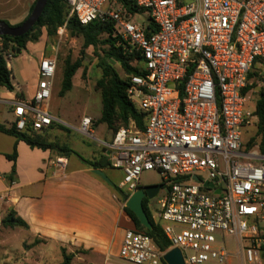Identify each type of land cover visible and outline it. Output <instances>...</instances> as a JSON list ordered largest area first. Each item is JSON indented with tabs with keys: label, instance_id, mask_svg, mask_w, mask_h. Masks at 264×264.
Listing matches in <instances>:
<instances>
[{
	"label": "built area",
	"instance_id": "built-area-1",
	"mask_svg": "<svg viewBox=\"0 0 264 264\" xmlns=\"http://www.w3.org/2000/svg\"><path fill=\"white\" fill-rule=\"evenodd\" d=\"M130 1L148 14L146 25L127 18L116 1L66 0L69 17L82 26L114 23L128 53L143 65L127 95L146 115L144 130L131 121L106 145L109 166L123 174L117 187L130 196L144 171L164 176L158 224L185 264H230L233 258L264 264V143L251 150L243 144L264 98V0ZM148 25L156 31L147 34ZM16 52L0 37L6 63ZM57 66L56 55L40 57L34 95L14 104L17 132L65 125L51 111ZM94 125L84 116L76 131L94 138ZM66 165L63 157L52 162ZM168 251L134 228L125 232L118 257L128 264H166Z\"/></svg>",
	"mask_w": 264,
	"mask_h": 264
},
{
	"label": "crops",
	"instance_id": "crops-1",
	"mask_svg": "<svg viewBox=\"0 0 264 264\" xmlns=\"http://www.w3.org/2000/svg\"><path fill=\"white\" fill-rule=\"evenodd\" d=\"M13 85L15 91L7 90V98L0 101V124L7 128L12 126L14 104L21 100L18 95L31 99L36 91L27 98L19 85L14 82ZM84 116L91 117L94 124L98 122L93 127L98 138L95 143H87L77 136H67L58 146L69 148L70 155L56 149L31 148L24 141L0 132V215L5 217L15 211L28 224L25 230L35 243L44 241L70 249L75 254L74 264H98L100 260L108 264L110 257L119 254L125 232L135 225L112 189L122 179V172L110 166L99 168L113 182L110 186L87 163L108 164L110 150L106 145L115 135H110L111 130L100 122L102 109L98 114ZM75 134L81 135L78 131ZM15 149L16 162H13L8 156ZM61 157L67 160V165L52 166ZM230 264L238 262L233 258Z\"/></svg>",
	"mask_w": 264,
	"mask_h": 264
},
{
	"label": "rangeland",
	"instance_id": "rangeland-1",
	"mask_svg": "<svg viewBox=\"0 0 264 264\" xmlns=\"http://www.w3.org/2000/svg\"><path fill=\"white\" fill-rule=\"evenodd\" d=\"M35 1L37 0H0V20L8 22L12 26L18 25V22L29 15L30 9ZM131 19L136 23L146 25L148 22V14L143 13ZM41 34L37 42L28 43L20 54L8 60L7 67L12 73L13 82L21 87L22 92L27 98H30L38 85L37 72L40 57L44 54L56 55L58 66L52 92L51 111L64 121L65 125L63 127L66 130L62 125H55L53 130L45 131L41 134L47 142L56 145L65 142L67 136L70 135L81 138L83 142L95 143L96 138H98L97 133L94 138H88L81 133V135L75 134L76 130L74 129L79 126L80 119L83 115H95L100 113L102 109L101 92L97 89V82L101 79L102 72L93 54V48L87 49L83 54V39L81 37L71 36L67 30L60 31L59 29L53 37H48L45 29L42 30ZM67 59L73 62L81 60L82 66L73 78L72 90L66 93L64 97H61L63 66ZM133 66H135V63H133ZM114 68L121 77H128L119 64H115ZM7 96V89L0 87V101L6 99ZM256 97L258 100V96ZM249 106L251 110H254L255 100L251 99ZM258 123L254 127L246 129L244 132L243 144L246 150L261 146L262 135L257 133ZM97 124L98 122L95 123V127ZM67 130H71L73 133ZM112 134L113 132L111 131L110 135ZM115 181L118 182L119 179ZM160 184L164 185V176L158 171H144L140 175V187ZM166 189V186L163 187L159 196ZM115 196L119 199L116 193ZM122 206L124 208L125 203L122 202ZM147 208L154 222L159 223L157 216L159 209L158 198L149 200ZM6 216L7 214L5 217L0 215V264H62L61 246L36 240L35 243L27 235L24 228L4 225L3 220ZM226 244L228 250L234 254L235 246L233 239L227 237ZM66 250L68 253L71 252L68 248ZM109 259L108 264H128L119 259L117 254ZM98 264H104V261L100 260Z\"/></svg>",
	"mask_w": 264,
	"mask_h": 264
},
{
	"label": "trees",
	"instance_id": "trees-1",
	"mask_svg": "<svg viewBox=\"0 0 264 264\" xmlns=\"http://www.w3.org/2000/svg\"><path fill=\"white\" fill-rule=\"evenodd\" d=\"M114 1H116L118 6L123 9L124 14L127 18H135L136 16L146 13L145 11H138L135 8L134 3L130 0H109V2ZM35 3L36 1L32 5L30 13L34 8ZM69 14L70 7L66 0H48L39 21L27 34L18 38L7 36H4L2 38L7 44L9 42L13 43L15 45V51H17L18 49H21L22 51L26 48V45L28 43H34L39 40L42 35L41 33L43 29H45L48 37H53L57 34V31L61 27L66 26V30L71 36L81 37L83 39V54L87 49L93 48V54L96 57L98 61V67L102 72L101 79L97 82V89L101 92L102 102V116L100 122L106 124L108 129L111 130L114 135L121 127H128L131 121L135 122L136 128L139 131H143L146 122V115L130 102L127 95L131 77L142 74V62L140 60H137V57L132 56L128 53L126 44L121 42L114 23H101L96 21L87 26H82L75 16L69 17ZM22 23L16 26H19ZM155 31L156 29L154 26L148 25V28L146 29L147 34L154 33ZM133 63H135V66H133ZM115 64H119L122 67L123 71L128 76L127 78H123L119 75V73L114 68ZM81 66V60L73 62L70 59H67L65 61L63 66L62 88L60 92L61 97H64L66 93L72 90L73 78L77 71L81 68ZM0 87L6 88L9 92L15 91L12 73L8 69L7 63L2 54H0ZM18 97L22 99V94H19ZM257 114L259 116L257 133L262 135L261 149H263V97H261L257 103ZM0 132L14 136L15 138H17V140L24 141L31 148H38L42 150L56 149L62 151L64 155H70V153H72V151L67 147L63 148L56 144L47 142L42 134L34 132L20 133L17 132L13 126L7 128L2 124H0ZM8 159L16 162V149L11 155L8 156ZM87 163L94 169L109 166V163L106 165L89 161ZM163 187H165V185H163ZM139 188L141 187L139 186ZM112 189L118 195L121 202L126 203L129 196L122 192L117 187V185H114ZM148 201V199H144L143 206L153 226V230L151 231L144 228L139 223L138 219L135 217L132 211H130L125 206L124 211L133 221L136 230L143 231L147 235H149L154 241L155 245L159 248V250L163 252L168 251L171 248V244L166 238L162 227L158 223L154 222L152 216L150 215L147 208ZM3 224L9 227H21L24 229H28V224L22 218L17 216L15 211H10L7 214L6 218L3 220ZM61 250L63 257L62 264H74L75 254L68 253L65 248H62Z\"/></svg>",
	"mask_w": 264,
	"mask_h": 264
},
{
	"label": "water",
	"instance_id": "water-1",
	"mask_svg": "<svg viewBox=\"0 0 264 264\" xmlns=\"http://www.w3.org/2000/svg\"><path fill=\"white\" fill-rule=\"evenodd\" d=\"M48 0H37L32 12L28 18L19 26H11L5 21H0V37H13L18 38L27 34L39 21L43 11L47 5ZM21 53V49L17 50V54ZM93 172L105 180L110 186H113V182L107 176V174L99 169L93 170ZM171 182H169L170 184ZM205 186L212 187L211 183H206ZM163 189V185H152L147 187L139 188L135 193L129 196L125 203L127 207L135 217L138 219L139 223L146 228L147 230H153V226L150 222V219L144 209L143 201L144 199L153 200L155 199L160 191ZM219 193V191H217ZM164 261L166 264H185L183 254L180 249L174 248L169 250L164 255Z\"/></svg>",
	"mask_w": 264,
	"mask_h": 264
}]
</instances>
